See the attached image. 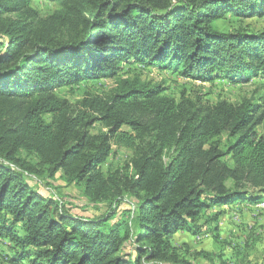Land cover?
<instances>
[{
	"label": "trees",
	"instance_id": "obj_1",
	"mask_svg": "<svg viewBox=\"0 0 264 264\" xmlns=\"http://www.w3.org/2000/svg\"><path fill=\"white\" fill-rule=\"evenodd\" d=\"M33 1L0 0V218H12L0 235L22 249L0 264H187L172 244L177 231L214 222V206L264 202V94L210 104L122 73L138 64L204 82L264 75V32L218 27L226 15L264 17V0H48L59 9L46 17ZM104 77L115 87L76 104L58 92ZM96 123L106 131L92 134ZM113 147L132 158L105 173ZM60 171L110 210L77 217L29 184ZM128 199L136 204L120 211Z\"/></svg>",
	"mask_w": 264,
	"mask_h": 264
},
{
	"label": "rangeland",
	"instance_id": "obj_2",
	"mask_svg": "<svg viewBox=\"0 0 264 264\" xmlns=\"http://www.w3.org/2000/svg\"><path fill=\"white\" fill-rule=\"evenodd\" d=\"M33 6L40 11L43 17L49 16L59 9V6L48 0H34ZM220 32L230 33L245 30L252 33L264 32V17L236 18L226 15L218 21ZM131 70V74L140 75L145 81L154 84L164 83L166 95L180 98L185 95L194 100L215 104L221 100L231 103H242L245 100L259 103L264 94V75L253 77L247 82H234L225 75L215 76L211 82L186 78L179 72H160L151 66L128 64L122 73ZM115 87V80L104 77L100 80H87L76 85H66L58 89L61 96L76 104L81 99L98 93H105ZM46 120H50L48 116ZM105 128L96 123L92 134L98 135L105 132ZM263 126L259 132L263 133ZM229 139L225 134L221 141ZM22 157L37 163L34 155L22 152ZM132 152L123 147H113L110 157L102 165L105 173L114 172L130 162ZM229 163H232L227 159ZM29 184L44 197H52L60 201L72 215L88 219L101 217L110 210L106 204H92L84 194V186L70 185L64 179L62 171L55 177L46 172L41 178L30 177ZM246 194L259 196L260 192L245 186ZM136 201L128 199L120 203V211L134 207ZM130 213H126V219ZM209 217H215L214 222H208L206 217L198 224L199 232L177 231L173 235L172 244L178 255L187 264H264V202L254 204L247 201L236 202L223 207L214 206L207 211ZM122 217L121 212L116 219ZM12 218L8 215L0 218V224L10 227ZM20 236L25 235L21 224L14 227ZM131 246L128 247L130 249ZM22 252L7 235H0V258L8 261ZM17 264H30L26 259H19Z\"/></svg>",
	"mask_w": 264,
	"mask_h": 264
}]
</instances>
